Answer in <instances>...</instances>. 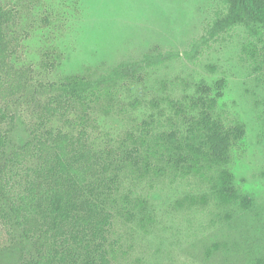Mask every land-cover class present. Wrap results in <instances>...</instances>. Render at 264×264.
<instances>
[{"label":"trees","instance_id":"16d2710c","mask_svg":"<svg viewBox=\"0 0 264 264\" xmlns=\"http://www.w3.org/2000/svg\"><path fill=\"white\" fill-rule=\"evenodd\" d=\"M224 2L209 34L244 28L241 51L264 82V0ZM24 7L0 3V264H116L114 219H133L142 230L154 221L146 197L122 190L126 178L195 176L218 203L249 206L226 167L245 127L226 126L216 112L222 79L214 87L198 82L180 98L145 101L120 99L121 88L141 82L140 63L43 79L14 61ZM57 58L56 48H45L38 65L52 71ZM144 103L150 112L134 131L115 144L96 143V114H122ZM159 119L165 129L156 126Z\"/></svg>","mask_w":264,"mask_h":264},{"label":"rangeland","instance_id":"374dc122","mask_svg":"<svg viewBox=\"0 0 264 264\" xmlns=\"http://www.w3.org/2000/svg\"><path fill=\"white\" fill-rule=\"evenodd\" d=\"M19 2L25 7L17 66L30 65L39 77L55 80L86 68L140 63L141 82L121 88L123 101L180 98L198 82L214 87L222 79L216 112L226 126L244 124L226 167L249 206L218 203L208 183L195 176L126 178L122 190L146 197L154 221L142 230L133 219H114L116 264H264V82L241 51L244 28L209 34L224 0H0L6 6ZM48 47L60 54L49 72L38 65ZM149 112L144 103L122 114H96L94 140L115 144ZM165 125L159 119L156 126ZM21 133L18 126L16 136ZM187 197L203 203L189 205Z\"/></svg>","mask_w":264,"mask_h":264}]
</instances>
